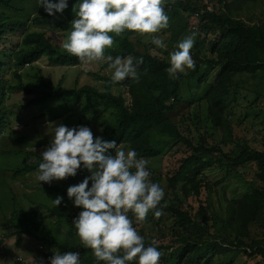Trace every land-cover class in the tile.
<instances>
[{
    "label": "trees",
    "instance_id": "obj_1",
    "mask_svg": "<svg viewBox=\"0 0 264 264\" xmlns=\"http://www.w3.org/2000/svg\"><path fill=\"white\" fill-rule=\"evenodd\" d=\"M218 2L219 8L211 10L205 0H168L165 4L169 24L171 20L177 22L183 13H200V24L194 32L200 35L202 41L198 45L193 44L198 47L190 49L195 67L187 70L186 74H178L177 78H172L167 72L169 53L164 57L152 54L148 50L151 45L144 52L138 51L135 40L140 34L137 32L110 33L114 44L105 49V57L136 58L138 79L130 78L126 82L130 95L128 103L124 94L113 91L114 83L110 81L103 91L89 84L66 88L38 73L37 84H25L20 67L32 65L43 56L59 65L81 62L57 44L46 30L24 33L11 49L0 46V53L16 66L12 73L16 78L14 84L3 75L8 63L0 56V134L4 133L7 115L3 102L11 91L33 94L32 104L52 102L62 97L67 101L82 99L99 107L104 121L110 118L103 125L105 139L115 140L117 148L135 149L138 158L149 162L162 152V142L157 139L161 135L156 133L159 132L156 128L168 120L167 114L180 103H187L190 107L195 105L184 117L186 133L177 131L167 151L171 158L178 160L179 166L171 174L164 171L163 166L156 169L146 165L150 170V179L165 192L157 205L161 215L156 217L153 215L155 210H151L143 222H138L131 212L128 213L133 219V226L144 237L146 246L153 239L157 241L156 247L162 253L158 264H239L241 254L249 258L259 257L260 263H264V142L262 147L256 139H234L228 144L215 140L210 142L209 138H213L214 134H208V130L200 127L203 109L205 126L223 127L228 116L229 99L239 95L246 75L259 78L258 87L254 90L256 100L264 98V16L252 15L256 14L258 7L264 13V0ZM68 4L66 17L49 15L42 6L32 17L27 15V0H0V43L28 23L70 31L79 0H68ZM213 69L218 71L210 79L209 70ZM185 88L190 93L187 98L182 94ZM109 151L114 154V149ZM38 165L17 168L13 176L38 169ZM205 165L214 166L221 177L211 178L204 171ZM233 176L250 186L243 193L228 195L221 182ZM49 189L55 194L52 200L63 197L59 205L41 201L47 212L66 220L68 230L62 237L59 230L54 231L50 225L40 222L33 211L20 205L2 176L0 217L9 227H15L47 246L56 245L62 253L69 251L71 238L73 251L80 253L81 264H96L92 249L82 245L73 224L80 208L73 205L64 186H49ZM204 215L207 216L206 221L203 220ZM162 217L172 221L165 232L159 224ZM255 224L257 229L262 230L263 236L253 234L252 226ZM148 230L152 235L148 234ZM131 264H136V261Z\"/></svg>",
    "mask_w": 264,
    "mask_h": 264
},
{
    "label": "rangeland",
    "instance_id": "obj_2",
    "mask_svg": "<svg viewBox=\"0 0 264 264\" xmlns=\"http://www.w3.org/2000/svg\"><path fill=\"white\" fill-rule=\"evenodd\" d=\"M209 7L218 9V0H205ZM29 12L27 15L34 17L37 14L40 4L38 0H27ZM257 17L264 16L259 7L255 10ZM67 13H57L56 16L66 17ZM256 17V18H257ZM247 19V17H246ZM200 24V17L195 14L188 15L183 13L181 18L175 22L170 21L169 27L162 29L155 34L139 35L135 42L138 51L144 52L149 47L152 54L161 57L166 56V53H171L177 50V44L187 36H192L194 44L201 42L200 35L195 34ZM34 30H46L53 37V40L63 47V43L67 40L69 31L59 29H51L47 26H35L28 23L21 31L15 33L0 43L3 49H11L19 43L24 33ZM23 32V33H22ZM22 33V34H21ZM159 36L166 45L164 48H159L151 43L152 36ZM203 36V34H202ZM194 45L193 47H198ZM191 54V53H190ZM193 57V54H191ZM0 56L5 58L2 53ZM169 57V55H168ZM135 66L136 58L131 57ZM8 63L5 66L3 75L10 79L12 83H16V78L12 76L16 69L15 64L10 59H6ZM106 58L103 61L80 62L77 65H59L51 63L46 56L36 61L32 65L26 64L20 67L25 84L33 86L37 84V74L42 73L46 79H51L55 84L61 83L66 88H72L75 85L82 86L89 84L95 86L99 90H104L105 85L109 83L112 69L108 67ZM218 69L209 70L210 79H213ZM246 81L241 87L239 95L231 96L229 99V109L227 120L224 121L223 127H214L211 124L205 126V112L202 111V130H208V134L213 133L214 137L209 138V141H218L231 143L232 140H252L256 139L259 146H263L264 142V98L256 100L257 95L255 89L258 87L259 78H254L249 75L245 76ZM130 78L123 81L115 82L112 89L115 93H122L127 98V103L130 102L128 86L126 82ZM183 96H189L187 88L182 89ZM33 94L26 91H11L7 98L4 99L3 108L6 110V122L4 133L0 134V176L4 177L11 186L15 199L26 210L34 212L40 222L48 224L54 231L59 230L61 237L68 230V225L65 219L59 218L46 211L41 201L52 203V197L55 195L49 186H64L67 188L71 184H76L89 175L86 170H81L75 177H68L64 180H54L51 183L41 182L37 179L38 169L26 171L20 176L14 177V170L30 164H39L42 160L40 153L50 143L51 137L54 134L56 124H66L68 126L87 125L95 135L102 136L105 139L103 125L110 120L103 117L102 111L96 106L85 103L82 99H74L67 101L63 97L52 102L42 104H32L31 98ZM195 106V105H194ZM187 103L178 104L177 108L167 114L165 122L159 124L156 128L161 136L157 139L161 140L160 148L162 152L150 159L147 164L151 168L162 169L167 172H172L179 166L177 159L171 158L167 151L173 136L177 131L186 133L184 127V117L187 116L192 108ZM107 117V116H106ZM191 128H194L192 123ZM217 139V140H216ZM125 151L127 149L122 148ZM204 171L211 178L221 177L219 170L214 166L205 165ZM228 195L243 193L250 185L244 183L239 177H229L221 182ZM7 211V215H8ZM162 231L165 232L172 224V221L166 217H162L159 223ZM253 234L263 236L262 230L257 229L256 224L252 226ZM149 235L152 232L147 231ZM154 237L160 238L157 234ZM61 242L62 239L60 240ZM69 251H73L72 239H69ZM62 253L61 249L56 245L47 246L26 234H22L15 227H9L6 221L0 217V264H50L49 253ZM167 252V251H165ZM260 258H249L245 254H241L238 259L239 264H264L260 263Z\"/></svg>",
    "mask_w": 264,
    "mask_h": 264
},
{
    "label": "clouds",
    "instance_id": "obj_3",
    "mask_svg": "<svg viewBox=\"0 0 264 264\" xmlns=\"http://www.w3.org/2000/svg\"><path fill=\"white\" fill-rule=\"evenodd\" d=\"M168 0H79L71 30L63 49L82 62L110 61L111 83L126 78H137L132 58L111 55L105 49L113 47L114 37L125 30L141 35L155 34L169 27V16L164 10ZM46 13L56 15L68 8V0H38ZM209 7V6H208ZM212 9V8H211ZM210 9V10H211ZM151 43L164 48L159 36ZM192 36L177 44L169 54L167 72L172 78L186 74L195 67L190 49ZM114 149V154L109 150ZM37 179L51 183L75 177L79 171L89 175L67 187L66 194L80 211L73 218L76 234L83 246L91 248L96 264H158L162 253L152 240L147 246L144 237L133 226L131 212L143 222L151 210L159 217L157 208L164 198V189L150 179L147 161L138 158L135 149L125 151L116 147L115 140L95 135L87 125L56 124L50 143L40 153ZM63 197L53 200L59 205ZM50 264H81L78 251L54 253Z\"/></svg>",
    "mask_w": 264,
    "mask_h": 264
},
{
    "label": "built area",
    "instance_id": "obj_4",
    "mask_svg": "<svg viewBox=\"0 0 264 264\" xmlns=\"http://www.w3.org/2000/svg\"><path fill=\"white\" fill-rule=\"evenodd\" d=\"M208 8L211 9V7H208ZM199 14H200L199 12H196V15H197V16H199ZM81 172H82V171H81Z\"/></svg>",
    "mask_w": 264,
    "mask_h": 264
},
{
    "label": "water",
    "instance_id": "obj_5",
    "mask_svg": "<svg viewBox=\"0 0 264 264\" xmlns=\"http://www.w3.org/2000/svg\"><path fill=\"white\" fill-rule=\"evenodd\" d=\"M206 217H207V216H206V215H204V217H203V220H204V221H206Z\"/></svg>",
    "mask_w": 264,
    "mask_h": 264
}]
</instances>
